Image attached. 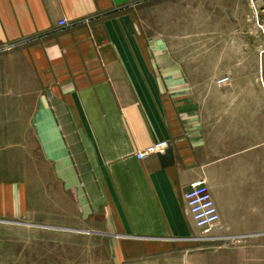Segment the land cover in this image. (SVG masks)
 I'll list each match as a JSON object with an SVG mask.
<instances>
[{
	"label": "crops",
	"instance_id": "crops-1",
	"mask_svg": "<svg viewBox=\"0 0 264 264\" xmlns=\"http://www.w3.org/2000/svg\"><path fill=\"white\" fill-rule=\"evenodd\" d=\"M147 3L0 0V226L13 228L0 257L51 262L53 232L99 235L115 243L114 262L163 253L195 238L184 194L201 179L221 236L264 246V85L245 75L248 89L236 77L198 98L179 60L149 42ZM158 142L173 164L136 157ZM69 187L95 224L67 221Z\"/></svg>",
	"mask_w": 264,
	"mask_h": 264
},
{
	"label": "rangeland",
	"instance_id": "rangeland-1",
	"mask_svg": "<svg viewBox=\"0 0 264 264\" xmlns=\"http://www.w3.org/2000/svg\"><path fill=\"white\" fill-rule=\"evenodd\" d=\"M254 1L148 0V15L143 19V28L149 42L163 45L164 50H159L163 58L179 60L181 70L198 98L203 97L204 92L231 89V80L236 77L240 82L238 85L248 89L245 87L248 84L245 75L257 78L254 63L259 61L260 73L262 59L257 55L264 52V32L258 31V35L254 30L257 24L251 14L256 8L261 14V23L264 21V0H259V9ZM224 78H228L227 83H222ZM258 78L259 82L254 79V83L263 86L264 76L259 74ZM54 182L53 193L57 189ZM61 202L68 205L67 221L71 224H95L94 218L85 219L78 213L75 206L83 203V198L76 195L71 187ZM12 229L7 225L0 226V252L4 246V254H9L12 249L7 243L12 240ZM35 234L38 237L42 231L36 229ZM52 234L53 238L46 243L45 249L46 252L48 249L51 251V262L30 259L20 260V264L26 261L30 264L33 261L42 264H253L257 262L253 260L255 258L258 264H264V246L255 247L256 244H251L247 237H222L219 227L208 235H203L196 228L194 240L165 245L163 253L126 262H114L110 251L115 250V243L99 235L66 232L67 237L55 238L56 233ZM42 246L36 243V250H43ZM32 248L35 250L33 244ZM252 250L260 255L252 258ZM17 261L0 257V264H15Z\"/></svg>",
	"mask_w": 264,
	"mask_h": 264
},
{
	"label": "built area",
	"instance_id": "built-area-1",
	"mask_svg": "<svg viewBox=\"0 0 264 264\" xmlns=\"http://www.w3.org/2000/svg\"><path fill=\"white\" fill-rule=\"evenodd\" d=\"M64 24V21L59 22V25ZM227 82L228 78L222 80V83ZM167 146L166 142L152 144L139 152L136 157L141 159L155 156L167 149ZM184 200L195 228L199 229L203 235H208L213 229L219 227V213L204 179L190 185L189 190L184 194Z\"/></svg>",
	"mask_w": 264,
	"mask_h": 264
},
{
	"label": "water",
	"instance_id": "water-1",
	"mask_svg": "<svg viewBox=\"0 0 264 264\" xmlns=\"http://www.w3.org/2000/svg\"><path fill=\"white\" fill-rule=\"evenodd\" d=\"M156 157L162 167H166L173 164V150L171 146L168 144L167 149L163 152L157 153Z\"/></svg>",
	"mask_w": 264,
	"mask_h": 264
}]
</instances>
